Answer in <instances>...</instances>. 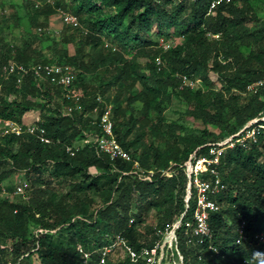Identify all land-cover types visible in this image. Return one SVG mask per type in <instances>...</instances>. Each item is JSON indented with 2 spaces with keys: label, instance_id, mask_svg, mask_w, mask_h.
<instances>
[{
  "label": "trees",
  "instance_id": "1",
  "mask_svg": "<svg viewBox=\"0 0 264 264\" xmlns=\"http://www.w3.org/2000/svg\"><path fill=\"white\" fill-rule=\"evenodd\" d=\"M51 1L39 8L29 0L10 6L22 14L15 24H26L15 42L0 34V68L10 61L71 66L70 91L84 97L79 110L67 114L72 101L51 78L3 81L0 119L22 123L35 113L49 143L29 134L0 137V189L12 191L19 180L29 186L27 200L0 198V264H99L101 250L117 237L137 253L152 248L160 240L156 231L170 228L185 211L181 166L189 156L209 143L208 136L211 143L223 140L255 119L264 126V22L250 12L248 0H232L214 14L208 13L213 0ZM58 10L77 16L88 33H47ZM175 37L182 43L174 44ZM160 38L172 42L169 50L158 47ZM140 57L147 58L145 65ZM156 57L164 64L159 72ZM180 76L201 84L180 89ZM258 82L245 99L247 87ZM171 99L193 121L219 133L204 129L199 137H176L174 126L168 131L172 144L148 142V134L163 136L164 106ZM107 106L119 145L143 170L168 171L169 177L158 172L142 181L131 173L132 163L97 151L96 122ZM219 172L226 191L217 197L219 211L209 216L210 239L189 243L182 225L176 231L181 261L173 249L168 264H264V244L254 239L264 232V129L248 149L225 150ZM193 209L192 194L183 223ZM242 223L247 240L236 244ZM78 247L89 254L86 262ZM104 264L146 263L141 257L132 261L117 246Z\"/></svg>",
  "mask_w": 264,
  "mask_h": 264
},
{
  "label": "built area",
  "instance_id": "2",
  "mask_svg": "<svg viewBox=\"0 0 264 264\" xmlns=\"http://www.w3.org/2000/svg\"><path fill=\"white\" fill-rule=\"evenodd\" d=\"M35 2V8H39L44 4H51V1L46 0L44 3L36 0H29ZM232 0H213L208 9L209 14H214V11L223 5H228ZM6 12L1 13L4 15ZM57 16L60 19L61 24L70 30L80 29L81 32L86 35L88 29L84 28L77 16L65 12L63 10L57 11ZM41 32L40 29H37ZM47 33H51L53 36L58 37L61 35L60 31L55 29L46 30ZM217 37V36H216ZM172 42L160 38L158 40V47L163 51L170 49ZM105 48H111L112 51L115 49L108 44H104ZM153 65L156 71H161L164 67L163 61L160 57H156L153 61ZM32 75L35 78L42 79L43 77L51 78V83L55 86L62 87L67 91V99L72 101V106L66 107L65 112L71 113L72 110H79L80 102L83 99L81 92L72 93L70 88L75 80V71L71 66L68 65H21L13 61L8 62L0 68V92L3 81L9 77L14 76L15 81L18 85L22 83L24 77ZM180 86L194 89L197 86V81L189 79L187 76H180ZM262 83L258 82L247 87V92L255 93L257 87ZM97 103H103L100 97L96 98ZM94 114H98L97 109H94ZM258 119H255L246 124L241 130L234 135L227 137L223 140L205 144L202 147L197 148L183 163L181 166L185 177H186V196H185V211L181 217L168 229L164 231L157 230L156 235L160 237L152 248H143L139 253L132 250V248L124 245V241L117 237L116 241L110 246L104 247L101 250V258L99 264H104L106 256L110 254L117 246H123L124 251L130 257L132 261L141 257L145 260L146 264H168V252L175 250L177 252L179 261L181 257L177 251V237L176 231L183 225L185 233L190 237L196 245H202L205 240H209L211 237L209 227V216L211 213L219 211L220 206L217 203V197L226 191V185L222 182L221 175L219 172L220 160L225 150L233 149L235 146H239L243 149H248L249 144H255L257 142V136L264 126L257 125ZM260 121H264L261 118ZM38 118L36 117L33 122H22L17 123L10 120L0 119V137L4 135L21 136L23 134L37 135L42 143H49L44 137V131L40 129L36 124ZM100 131V136L94 139L96 149L100 154L106 155L111 161L121 160L127 163H132L131 173L136 175L140 180L150 182L156 173L160 171H146L143 170L136 161H134L129 153H127L117 142L113 133V124L111 121V107L107 106L104 112L98 116V122H96ZM88 143V141H84ZM205 148L204 153L198 151ZM129 173V174H131ZM161 176H170L168 171H161ZM28 183L25 180H19L12 191H8L5 187L0 189V198L9 199L11 197H21L24 200L28 199ZM193 194L194 197V209L191 214L190 220L183 223V217L188 209V202ZM132 219L129 223H132ZM238 238L236 244H240L247 240L246 233L244 231V223H242L237 230ZM254 239L258 244H264V232L256 234ZM213 252L217 253V250L213 247L210 248ZM79 253L83 255L85 262L89 258V254L83 252L78 247Z\"/></svg>",
  "mask_w": 264,
  "mask_h": 264
},
{
  "label": "rangeland",
  "instance_id": "3",
  "mask_svg": "<svg viewBox=\"0 0 264 264\" xmlns=\"http://www.w3.org/2000/svg\"><path fill=\"white\" fill-rule=\"evenodd\" d=\"M51 1V0H49ZM187 2H189L190 0H185ZM52 3V1H51ZM3 4V5H1ZM21 4V0H0V14L3 12H6L4 15L5 19L3 17H0V34L2 36H4L6 38V40L10 41V42H15L13 41L15 35L19 34L25 23V20L23 19L21 21V24H18L17 20H16V24H15V17L18 16H22V14L19 12V14H17V12L14 10V8H11L10 6H20ZM247 5L250 9V12L255 15V17H257L261 22H264V0H248ZM14 16V17H13ZM14 18V19H13ZM253 23H248V25H252ZM23 25V27H22ZM50 28L51 29H55L57 31H60L61 33H64L66 31V28L61 24L60 19L58 16H54L51 18V23H50ZM16 31H19V33L16 34ZM156 39V38H154ZM181 38L174 40V44H179L182 43ZM70 50H72V47L70 46ZM127 57H130L129 55H127ZM138 61L142 64L145 65V63L147 62V58L146 57H140L138 59ZM197 81V85L201 84V80L199 78H196ZM250 94L252 93H246V95H244L245 99H248ZM165 110H164V123L161 126V131L163 133V136H161V138L159 137H155V136H150L148 134L147 136V140L148 142H155V143H159L160 145L163 143L164 140L167 141L168 144H172L175 139L173 137H171L170 135H168V131L173 129L174 126H176V130H175V134L174 136L178 137L179 135H183V136H189L191 138L193 137H199V135H201V131L204 129H208L209 133H214V134H218L219 131L217 129H215L214 127H204L203 125L200 124V122H196L193 121L190 117H188L185 114V110L186 107L181 104L180 102L171 99L170 102H167L165 104ZM36 114H27L23 121L24 122H33L36 118L35 116ZM178 127H184V130H179ZM209 138V143H211L214 139L212 136H208ZM95 202L98 205V200L96 199ZM114 255V254H113Z\"/></svg>",
  "mask_w": 264,
  "mask_h": 264
}]
</instances>
